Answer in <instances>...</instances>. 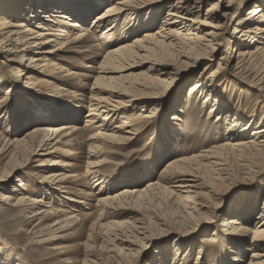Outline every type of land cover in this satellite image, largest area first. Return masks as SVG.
Listing matches in <instances>:
<instances>
[{
  "label": "rangeland",
  "instance_id": "1",
  "mask_svg": "<svg viewBox=\"0 0 264 264\" xmlns=\"http://www.w3.org/2000/svg\"><path fill=\"white\" fill-rule=\"evenodd\" d=\"M117 1L0 0L9 26L52 40L26 45L36 33L15 26L0 37V264H264V147L220 150L232 138L227 120L240 121L237 133L252 125L243 138L264 129V56L241 55L264 39L238 44L259 2L205 0L195 23L162 31L173 1L148 0L114 13L112 36L100 40L107 25L93 22ZM119 46L129 53L107 59ZM198 81L219 103L211 114L208 93L189 91ZM92 95L123 105L108 125L126 122L127 139L92 142ZM60 125L70 146L36 150L33 130ZM215 148L222 172L202 159L165 169ZM183 178L197 189L181 194L173 186Z\"/></svg>",
  "mask_w": 264,
  "mask_h": 264
},
{
  "label": "bare ground",
  "instance_id": "2",
  "mask_svg": "<svg viewBox=\"0 0 264 264\" xmlns=\"http://www.w3.org/2000/svg\"><path fill=\"white\" fill-rule=\"evenodd\" d=\"M146 1H148V0H129V1L120 0V1L115 2L114 5L108 6L106 8V10L104 11V13H102L101 15L96 17L94 22H93V27H95V28H99L103 24L107 25V27H105L104 31L102 32V34H104L105 37L103 38V36H100L99 39L100 40L106 39L107 37L112 36L113 32H111V31L115 29V24H114L115 20H113L114 18H112L111 16L115 15L114 13L123 11V9H126L129 6L137 5L139 3L146 2ZM151 1L153 2L154 5H157V4L163 3V1H167V0H151ZM170 1H173L174 3L173 2L171 3L170 10H169V13L167 16L170 18H168L169 20L165 21L164 24L162 25V27H161L162 31L165 28H169V27H172L175 25L177 26V24L181 25V27L184 29L185 27L187 28L188 25L195 23L194 20L190 19V16L193 13V10H196L199 7V5L205 0H170ZM256 1L259 2V5H256L255 3L253 4L254 6H253L252 11H250L248 13L249 15H251V17L245 18L244 20H242L243 22H241V23H244V25H247L246 26L247 28L244 31H240V33L242 32L241 36L245 35L244 34L245 32L250 33V35L245 36L246 38L244 36H243L244 38L240 36L242 38V40L241 39L238 40L239 45H241V41H245V39H247V38H250L252 41V42L249 41L248 46L251 45L252 43L257 42V40L255 39L257 37V35H261L260 39H264V27H261V25H260L262 22H264V6L262 5V3H264V0H256ZM64 3H66V2H64ZM229 5H231L230 7L234 6L235 0H230ZM216 9H217V5L216 6L211 5L206 10V12H207V14H213L216 11ZM66 14H64L65 16L60 15V18L67 20V21H70L71 20L70 16L68 14L67 15ZM47 18H52V17L49 16ZM40 24L42 25V23H40ZM250 24H252V25L256 24V26L253 29L255 33L251 30H248L249 29L248 25H250ZM41 25L38 26V28H40V27L42 28L43 26H41ZM106 25H104V26H106ZM13 26L23 29V31L20 33H25V34H30V35L36 33V36L27 39V41L30 39H35L33 41V43L25 42L26 45H32L34 47H38V46L42 45V43L47 44L49 42H52V40H50V39H46V41H44L45 40L44 38L50 34H48L46 32L45 33L32 32L31 29L25 25V23L20 22L16 25H13ZM13 26H9L6 19H0V37H1V35L6 33L5 32L6 30L8 31V29L10 27H13ZM74 26L80 27V25L78 26L76 22H75ZM217 29H218V27H213L211 31H209L208 33L205 34V36L211 38L210 40H213L215 37H217V34L215 32ZM16 33H17V31L12 30V32H10L9 35L10 34L16 35ZM234 33H239V31L234 29ZM177 34L179 35V33H177ZM157 35L160 36V34L146 35L144 37V40L146 42H150V41L154 40L157 37ZM174 35L172 33H169L168 37L166 39L169 40L170 38H174ZM187 35H192V34L188 33ZM192 36H194V35H192ZM196 39H198V38L196 37ZM40 40H42V41H40ZM171 40H173V39H171ZM37 41H39V42H37ZM134 45H135V46H133L134 48L139 49L141 44L139 42H136V43H134ZM129 50H130V48H128V46L127 47L119 46V47L107 52L108 53V54H106L107 57H106V55H105V57L107 59H109V58L118 59V58L122 57L123 55H126L127 53H129ZM241 55H242V57H249L250 59H252V58L257 59L259 57H263L264 56V44L260 43L259 45L255 46L254 49L253 48H245L244 50H242ZM43 59H45V57H41L40 59L37 58L36 60L45 61ZM101 73H104V72H101ZM102 76H105V75H101V77L99 79H103V78L105 79V77H102ZM205 83L203 81H198L195 84H193L192 86H190L189 91H190V93L193 92L192 94L198 93L201 96L203 94L208 93V95L204 96L203 104H207L209 102H211V103L214 102V104H212L213 105L212 109L210 110V114H211L215 111V109H216L215 106H217L219 103H217L215 98H213L215 100L214 101L209 97V95L211 96V94H210V91L207 89L208 86ZM108 96H109V98H113L112 94H108ZM109 98L108 99L97 98L95 95L94 96L92 95L89 97V101H88V105H87L88 111H87V114L84 116V118H85V121H84L85 125L84 126L86 127V129L89 128V130L92 132V135H91L92 142H93V140L95 141V139H99V138L105 139V138H113V137H119V136H122V138L127 139V137H128L127 135L130 136V134H131L130 130L129 131L126 130L127 129V123L126 122H121L120 125H116L114 127L111 126L110 124L108 125L109 122H112L113 120H115L117 118V115L119 114L120 109L123 106L121 103L113 102ZM78 105H75L73 107H75L77 109ZM37 115L39 116V114H37ZM245 124L246 125L243 126V128H242L243 133H241V132L237 133V127L241 126L240 121L237 119L227 120V122L225 124L226 125V131H228L229 136L232 138H231L230 142L226 141L225 144L222 145L220 150L239 149V148H244V149L252 148V149L257 150V149H261L262 147H264V129L254 127L255 130L252 131V133L250 134V137L243 138L245 135L244 132L247 131V129H250V127L252 126L249 123H245ZM128 127H129V125H128ZM68 129L69 128L65 127L64 125H60V126H57L56 128H53V129L46 127L42 131L39 129L33 130L32 133H34L35 131L36 132L31 136L32 138L39 137V135L41 136V138H39V140H36L37 142L34 144V146L36 145L35 149L36 150L41 149V148L47 149L48 145H50L49 149H51V153H52V152H58V151L60 152V150H59L60 146L61 147H64L66 145L70 146L68 141H65V138L68 136V134H65V132ZM105 130H107V132L109 130L110 131L109 134H112V136H109L108 134H104L103 131H105ZM70 133H71V131H70ZM115 134H116V136H113ZM236 136H240L242 139H237ZM52 140H56V142L53 145L51 143ZM58 145H60V146H58ZM216 151H218V150L215 148V150H211V151L204 153L203 155H200L197 157H192V158L190 157L189 159L169 163L165 169H169V168L174 167V166L177 167L179 163H186V162L188 163V162L193 161L194 159H197V160L202 159L203 161H206L205 166H207V167H211V168H215V169L217 166L222 167L221 163L217 159V154L215 153ZM61 153H62V151H61ZM211 168H210V170H211ZM216 171L222 172L223 170L219 168V169H216ZM163 172H165V170ZM184 172L181 174V176L182 177H189L187 175H190V174H186V176H183ZM57 176L58 175L53 176V177H57ZM145 176H146V174H145ZM181 176H180V178H181ZM175 183H178V184L174 185L173 187L178 189L179 192H181V194L182 193L190 194V193H192L191 192L192 189H197V187H198V180L197 179L191 180V179L183 178V179H178ZM152 187H154V186L149 184L147 186V189L152 188ZM263 225L264 224H262V226ZM263 232H264V229L260 232H256V234H260Z\"/></svg>",
  "mask_w": 264,
  "mask_h": 264
}]
</instances>
